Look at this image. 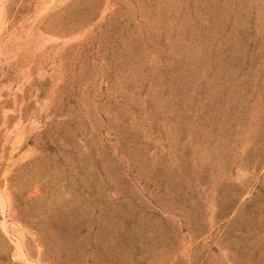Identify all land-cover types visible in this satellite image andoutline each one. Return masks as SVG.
Returning <instances> with one entry per match:
<instances>
[{"label": "rangeland", "instance_id": "obj_1", "mask_svg": "<svg viewBox=\"0 0 264 264\" xmlns=\"http://www.w3.org/2000/svg\"><path fill=\"white\" fill-rule=\"evenodd\" d=\"M0 264H264V0H0Z\"/></svg>", "mask_w": 264, "mask_h": 264}]
</instances>
